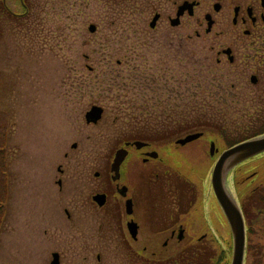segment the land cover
I'll list each match as a JSON object with an SVG mask.
<instances>
[{
	"label": "rangeland",
	"instance_id": "obj_1",
	"mask_svg": "<svg viewBox=\"0 0 264 264\" xmlns=\"http://www.w3.org/2000/svg\"><path fill=\"white\" fill-rule=\"evenodd\" d=\"M213 1L205 0L204 11ZM25 2L29 13L24 20L7 15L0 20V264H49L53 252L60 254L61 264H133L129 237L124 246L110 233L102 240L89 231V248H81L79 233L88 231V220L99 215L93 214L88 195L100 191L105 179L110 182L106 174L115 151L134 140L139 128L175 132L180 121L196 123L198 114L205 121L220 120L223 129L191 127V132L204 130L203 137L181 150L188 157L182 166L188 180L204 190L187 214L190 261L214 264L224 254V264H230V229L209 188L214 159L228 147L226 141L247 135L264 120V68L215 67L214 54L223 42L215 40L216 34L241 35L240 27L232 30L229 22L219 21L221 15L209 34L205 23L185 22L180 31L191 38L182 50L188 58L208 56L209 62L198 68L189 60L182 81L175 50L159 43L162 26L140 41L135 0ZM9 7L16 11L19 1L11 0ZM221 14L228 15L227 6ZM137 70L153 77L143 76L141 82ZM214 75L235 85V103L228 108L220 109L207 93L217 90ZM251 75L257 76L258 86L250 83ZM158 94L166 104L153 103ZM92 106L103 109L102 117L87 124L85 114ZM164 106L166 112L160 109ZM185 135L155 141L154 147L164 155ZM210 142L218 149L213 160ZM71 144L76 148L71 150ZM64 153L68 158H62ZM61 163L68 168L65 188L59 190L54 180ZM231 172L234 195L242 204L255 188H264V154ZM126 183L132 186L129 179ZM64 210L73 218L68 220ZM248 217L244 264H264V207L251 208ZM203 235L212 242L197 245Z\"/></svg>",
	"mask_w": 264,
	"mask_h": 264
},
{
	"label": "flooded vegetation",
	"instance_id": "obj_2",
	"mask_svg": "<svg viewBox=\"0 0 264 264\" xmlns=\"http://www.w3.org/2000/svg\"><path fill=\"white\" fill-rule=\"evenodd\" d=\"M10 1L0 0V20L4 15H7L11 19L21 22L29 13L28 4L25 0H18L19 9L13 11L9 7ZM135 3L138 10L137 35L140 41H144L146 34L157 32L162 26L159 43L165 48L175 50L176 65L179 70L181 69L180 78L182 81L189 74V60H192L193 65L196 64L198 68L209 62L208 56L197 58L195 54L190 55L189 59L188 54L182 50L188 45L187 42L191 38L190 35L184 36L180 31L185 27V22L188 20H192L199 25H202L201 22L205 23V33L207 34L211 32L217 16L220 15L222 18H219V21L221 23L229 22L232 30L240 27L241 35L231 32L216 34L215 40L218 41L219 38H223V40H220L223 42L218 44L221 48H218L214 54L215 67L225 69L235 65L240 67L243 65L244 70L264 68V0H214L208 4V11H204L205 0H135ZM226 6L228 15L224 16L221 13ZM208 21L212 22V26L210 31L206 32ZM0 29H2L1 24ZM195 37L200 38L198 31H195ZM154 40L155 38L150 39V46L154 43ZM139 74L141 82H143V76L148 79L153 77L150 73ZM220 76L224 79L226 74ZM252 76L256 78V82L250 83L258 86L257 76ZM203 79V83H205L206 79L204 77ZM213 79L217 90L208 92L203 90L202 92L212 94V99L215 100L214 102L219 108L221 107L220 109L228 108L235 103V96L232 93L235 85L231 83L227 86L228 84L226 85L219 78V75H214ZM177 97L179 98V96ZM163 101L160 94H158L153 103ZM160 109L163 112L167 111L165 106ZM198 133H202V135L184 145L177 143L179 139H183L179 138L174 142V149L172 150L169 147L164 155L157 152L154 147L155 143L151 141H125L123 147L115 151V153L120 149L126 151V156L118 169L119 178L116 181L112 180L115 175L111 171V163L109 173L106 174L111 183L105 179L102 182L100 191L91 192L88 195L93 214L99 215L95 219L91 217L88 220L90 223L88 231L79 233L78 239L84 241L81 248H86V251L89 248L87 243L89 231H91V236L93 233L102 240L107 239L110 233L111 237L109 238L120 243L123 242L122 244L126 239L128 240V237L131 239L133 247L129 253L132 256L131 261L133 264H192L190 256L193 255V252L190 251L188 244L187 214L189 207L193 208L197 205L199 193L204 190L202 188L200 192V186H197L192 180H188L186 170H183L182 167L188 157L185 153L182 154L181 150L188 148L190 144L203 137L202 131ZM189 134L193 133H187L185 137ZM135 142L144 145L137 147L134 144ZM212 143L214 144V142L209 143V157L213 160L218 153V149L214 146L217 152H214V155L211 156L210 147ZM72 148L75 149L76 144H71L70 149L72 150ZM173 154L180 157L179 160H173L176 159ZM68 156V153H64L62 158L65 159ZM218 157L214 159V164ZM67 163H61L55 169L57 177L54 184L59 190L65 188L66 185ZM176 163H179V165L174 166ZM99 175V172L95 173V177H99ZM128 179L132 181V186L127 185L126 180ZM111 185H113L114 190H112ZM209 188L213 193L212 186ZM229 188L234 194L231 183ZM120 190H124V195L120 194ZM97 195L105 196V202L101 206L93 199ZM128 202L129 209H127ZM64 212L68 220L73 218L67 210H64ZM131 224L135 231L134 237L131 236L129 231ZM209 239L207 235H203L197 239L196 243L197 245L199 243H211L212 241ZM53 254H58V262L61 264V256L56 252L51 253V261ZM96 258L100 260V256Z\"/></svg>",
	"mask_w": 264,
	"mask_h": 264
},
{
	"label": "water",
	"instance_id": "obj_3",
	"mask_svg": "<svg viewBox=\"0 0 264 264\" xmlns=\"http://www.w3.org/2000/svg\"><path fill=\"white\" fill-rule=\"evenodd\" d=\"M212 22L208 21L206 32L210 31ZM90 32L95 31L94 26L89 27ZM251 83L256 82V78L252 76L250 78ZM103 109L98 106H92L88 112L85 114V121L87 124L97 123L102 117ZM202 133H196L186 136L183 139L177 141L178 144L184 145L189 143L197 138H199ZM137 147L144 145L140 142L134 143ZM74 147V146H73ZM214 152L217 150L214 149V144H211L210 155L213 156ZM264 153V134L242 141L235 144L234 146L221 152L217 161L214 164V167L211 172V186L214 197L228 223L231 238H232V255L230 264H244L245 252H246V228L245 222L240 210V207L235 200L232 192L228 187V175L229 173L241 163L252 159L258 155ZM126 156V151L123 149L118 150L115 153L111 165V171L114 173L113 181H116L118 176V169L120 164L123 162ZM125 190V189H124ZM124 190H120V194L124 195ZM94 201L98 203L99 206L103 205L105 202L104 195H97L94 198ZM127 209L130 208L129 202L127 203ZM133 225H130V234L132 237L135 235L133 230ZM53 259L50 264H59L58 254L52 255Z\"/></svg>",
	"mask_w": 264,
	"mask_h": 264
},
{
	"label": "trees",
	"instance_id": "obj_4",
	"mask_svg": "<svg viewBox=\"0 0 264 264\" xmlns=\"http://www.w3.org/2000/svg\"><path fill=\"white\" fill-rule=\"evenodd\" d=\"M203 116H204V114H198L197 119H199V120H197L196 123L191 124V125H189V124L187 125V123H186L189 119L180 121V123H179L180 126H178L179 130L175 131V132L170 131L169 127L168 128H156V127L155 128H153V127H151V128H145V127L139 128L140 132L137 133L133 138H134V140H140V141L150 140L152 142H155V141H162V140L168 139L170 137H174L179 132L184 133V134L200 132L198 130L191 132L189 130L191 127H194L196 129H199L201 127H204V128L205 127H209V128L213 127V129L217 130V131H220V129L221 130L223 129V126H222L223 124L220 120H217L215 118L210 117L208 121L207 120L205 121V120H203ZM254 127H255L254 130H251V132H249L247 135L241 136V138H237V139L235 138L234 140H232L230 142L226 141L227 146L231 147V146H233L237 143H240L242 141H245V140H248V139H251V138H254V137H257V136L264 134V120H262L260 122V124H258L257 126H254ZM166 129H168V130H166ZM142 130L148 132V134L147 135L142 134ZM202 131H204V130H202ZM222 134H223V132H222ZM147 138H148V140H147ZM229 182H230V178H229ZM239 205H240V209H241V212L243 214V217H244V220L246 223V219L249 218L248 212L251 208L255 207L257 209H262V207H264V188L260 187V186L255 188L249 194V196L246 198L245 202L242 204L239 203ZM246 234H247V231H246ZM246 244H247V239H246ZM245 255H246V253H245ZM225 258L226 257H224V254H222L214 262V264H221V263L224 264Z\"/></svg>",
	"mask_w": 264,
	"mask_h": 264
}]
</instances>
